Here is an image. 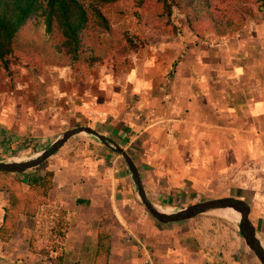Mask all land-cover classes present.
Masks as SVG:
<instances>
[{
	"label": "crops",
	"instance_id": "0c3cea01",
	"mask_svg": "<svg viewBox=\"0 0 264 264\" xmlns=\"http://www.w3.org/2000/svg\"><path fill=\"white\" fill-rule=\"evenodd\" d=\"M259 34L228 36L216 45L169 37L157 53L124 73L99 77L98 93H89L87 84L83 93L75 90L82 76L72 74L64 80L73 91L53 95L50 126L76 113L77 123H89L132 157L147 197L162 208H174L182 194L209 188L215 177L244 173L247 181L255 179L254 170L264 161V38ZM110 81L115 85L108 86ZM56 98L65 110L54 108ZM71 139L48 168L55 173L50 206L65 214L62 245L50 258L35 251L31 243L39 217L21 215L6 239L0 235V264H141L147 253L155 264H225L209 257L192 237L196 234L158 222L131 194L119 198L121 175L107 164L111 148L101 141L84 138L99 157L69 152L62 157ZM8 206L3 186L0 229Z\"/></svg>",
	"mask_w": 264,
	"mask_h": 264
},
{
	"label": "rangeland",
	"instance_id": "374dc122",
	"mask_svg": "<svg viewBox=\"0 0 264 264\" xmlns=\"http://www.w3.org/2000/svg\"><path fill=\"white\" fill-rule=\"evenodd\" d=\"M140 1L120 0L104 7L102 12L110 30L105 31L99 27L86 30L82 61L75 63L74 66L69 65V58L58 48L64 41L58 29L55 28L52 34H49L45 25L33 18L19 32L14 42L9 67L6 68L0 61V118H4V121L0 120V162L16 160L24 162L34 159L48 150L66 131L81 126V121L76 122V113H72L69 118L62 115L57 123H53V127L50 126L49 115L53 95L73 91V85L64 80L71 78L72 74L82 76L80 84L75 85V90H81L83 93L87 84L89 93H98L96 80H99V77L106 79L111 74L118 76L119 73H124L128 66L130 68V64L135 66L142 59L157 53L169 37H177L180 40L191 38L190 40L197 44L206 42L209 45L224 42L228 36L249 39L253 33L259 32L264 38V8L260 7L257 0H213L217 11L223 17V22L234 23L233 27L227 26L228 31L225 33L216 32L213 22L210 21H195L192 26L178 7H174V13L171 19H168L162 5L156 0H146L142 4ZM249 11L251 13H248ZM131 40L135 41L136 50ZM67 66L68 69L65 71L63 68ZM84 73L87 76H84ZM54 81L56 85L53 84ZM107 85L115 84L110 81ZM55 100L53 102L57 105H54V108L60 107L61 110H65L63 108L65 103L58 98ZM85 124L93 128L89 123ZM84 138L100 142L95 136L78 134L72 137L61 156L68 152L71 153L70 157L101 156L96 152L94 145L91 142L88 145ZM110 156L107 164L118 170L121 175L118 184L122 194L119 198L123 195L122 198L125 199L131 194L134 203H140L145 207L125 158L113 149ZM51 160L54 161L49 158L41 167L26 171L24 174L26 178L23 175L22 178L27 181L32 180L35 175H44L49 171ZM245 175L232 173L228 176L215 177L209 188L197 193L191 192L189 195L182 194L177 203L171 204L174 208L157 207L175 213L184 207L211 199H240L251 207L250 220L264 242V161L254 170L252 176L255 179L247 181L243 177ZM53 208V213L57 214L58 209ZM229 211L240 215L233 209ZM147 214L152 216L148 210ZM47 216L44 214V219L50 220L51 217ZM239 221L229 220L213 211L187 221L171 223L170 226H183L185 228L183 230L196 234L192 237L197 236L198 244H201L207 253H211L210 258L212 255L215 256L213 258L218 262L233 264L240 256L238 260L240 264H261L241 235ZM51 233L45 234L46 240L54 235H50Z\"/></svg>",
	"mask_w": 264,
	"mask_h": 264
},
{
	"label": "trees",
	"instance_id": "16d2710c",
	"mask_svg": "<svg viewBox=\"0 0 264 264\" xmlns=\"http://www.w3.org/2000/svg\"><path fill=\"white\" fill-rule=\"evenodd\" d=\"M119 1L0 0V61L6 68L9 67L17 35L34 18V20L37 19L45 25L49 34H52L55 28L58 29L64 37L63 43L58 48L69 58V65L74 66L75 63L82 61L85 31L93 27L109 31L110 26L102 9ZM144 1L146 0H141L140 3L142 4ZM156 1L162 5L168 19H171L174 7H178L190 20L192 26L195 21H210L213 22L216 32L225 33L227 26L233 27L234 25L233 22H223V17L217 11L213 0ZM257 1L260 7L264 8V0ZM134 42L131 40L136 50L137 47ZM54 177L53 171H46L39 182L30 183V180H24L21 174L0 172V187L5 186L9 193V206L6 208L5 223L0 229L1 237L6 239L7 234L13 232L21 215L39 217L35 239L31 245L35 251L48 258H50L51 251L59 250L66 233L65 214L61 210H57V214H54V208L50 206L49 195L54 187ZM44 214L48 215V218L51 217L50 220L44 219ZM55 216L56 218H54ZM49 225L51 226L49 227ZM103 231L105 230H102L104 234ZM48 232H52L50 235H54L46 240L45 234ZM103 237L105 236L102 235L101 238ZM104 245L100 246L102 250L106 249Z\"/></svg>",
	"mask_w": 264,
	"mask_h": 264
},
{
	"label": "water",
	"instance_id": "95a60500",
	"mask_svg": "<svg viewBox=\"0 0 264 264\" xmlns=\"http://www.w3.org/2000/svg\"><path fill=\"white\" fill-rule=\"evenodd\" d=\"M85 133L97 137L103 144L115 150L121 154L130 169L135 184L138 187V195L142 200L149 213L160 223L170 224L187 221L194 219L195 217L223 209H233L240 213L241 218L239 221V230L247 246L255 254L261 264H264V246L263 241L258 236V232L250 220L251 208L243 200L235 198H220L211 199L204 202L195 203L193 205L184 207L175 213H165L158 209L148 197L141 179L139 170L133 161L132 157L119 145L113 142L111 139L100 134L89 126H81L66 131L61 137H59L48 150L42 152L36 158L24 161V162H0V172H7L12 174H22L26 171L39 167L45 163L49 158L54 156L63 148V146L74 136Z\"/></svg>",
	"mask_w": 264,
	"mask_h": 264
},
{
	"label": "bare ground",
	"instance_id": "6f19581e",
	"mask_svg": "<svg viewBox=\"0 0 264 264\" xmlns=\"http://www.w3.org/2000/svg\"><path fill=\"white\" fill-rule=\"evenodd\" d=\"M17 162H19L18 160H16ZM158 209L162 212H165V213H171L170 210L168 209H162V208H159ZM217 212L224 216L225 218L229 219V220H232V221H239L240 220V215H237V214H234L232 213L231 211H229V209H223V210H217ZM263 246H264V242H263Z\"/></svg>",
	"mask_w": 264,
	"mask_h": 264
},
{
	"label": "built area",
	"instance_id": "2783aa9c",
	"mask_svg": "<svg viewBox=\"0 0 264 264\" xmlns=\"http://www.w3.org/2000/svg\"><path fill=\"white\" fill-rule=\"evenodd\" d=\"M49 264H53L52 262H49ZM141 264H155V261L153 258L147 253L146 255L143 256L142 258V263Z\"/></svg>",
	"mask_w": 264,
	"mask_h": 264
}]
</instances>
